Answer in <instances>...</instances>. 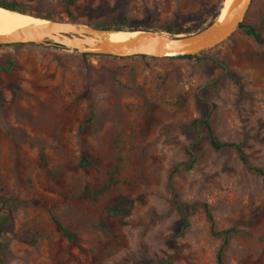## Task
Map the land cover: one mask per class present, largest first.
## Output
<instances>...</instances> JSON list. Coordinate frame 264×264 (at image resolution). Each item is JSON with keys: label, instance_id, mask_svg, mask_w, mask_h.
Segmentation results:
<instances>
[{"label": "rangeland", "instance_id": "374dc122", "mask_svg": "<svg viewBox=\"0 0 264 264\" xmlns=\"http://www.w3.org/2000/svg\"><path fill=\"white\" fill-rule=\"evenodd\" d=\"M65 1L0 0L45 21L172 37L202 31L226 2ZM242 23L264 38V0ZM206 120L248 166L211 147ZM248 167L264 171V44L242 28L184 59L0 45L1 264H217L224 238L198 204L216 233L239 231L224 264H264V178ZM120 198L133 201L127 217L108 212Z\"/></svg>", "mask_w": 264, "mask_h": 264}, {"label": "water", "instance_id": "95a60500", "mask_svg": "<svg viewBox=\"0 0 264 264\" xmlns=\"http://www.w3.org/2000/svg\"><path fill=\"white\" fill-rule=\"evenodd\" d=\"M251 2L252 0H235L224 23L219 24L216 20L202 31L184 37H172L163 33H141L142 36L127 45L117 44L111 42L105 34L118 31H99L67 21L46 20L49 25L28 26L21 31L19 39L0 36V45L59 46L82 55L121 59L138 56L155 59L195 58L231 36L242 23Z\"/></svg>", "mask_w": 264, "mask_h": 264}, {"label": "trees", "instance_id": "16d2710c", "mask_svg": "<svg viewBox=\"0 0 264 264\" xmlns=\"http://www.w3.org/2000/svg\"><path fill=\"white\" fill-rule=\"evenodd\" d=\"M69 1L70 0H66L65 1L67 6L69 4ZM0 8H3L5 10H11V11H14V12L25 13V12L17 9V7H15L14 5L3 3V2H0ZM239 28L244 29L245 30V34L247 36L251 37L256 43L264 44L263 36L252 25H246V24L241 23L239 25ZM115 31H123V30L122 29H116ZM164 31L166 33H169V34H172V35L179 34L177 31H175L171 27L164 29ZM54 47L55 48H62V47H59V46H54ZM11 66H12V64H11ZM204 124H205V126H206V128L208 130L209 143H210V145H211V147L213 149H215V150L234 149V150H236L238 152L242 163L245 166H248L246 157H245L244 152H243V150H242L240 145H237V144H234V143H220V142H218L217 139L212 134V130L210 128V123L208 122V120H206L204 122ZM90 166H91L90 157L86 154V152H82L81 153L80 162H79V167L83 168V169H87ZM178 169H179V167L177 166L174 169V172H177ZM248 169L253 171V172H255V173H257V174H259L260 176H262L264 178V171L263 170H261L259 168H251V167H248ZM105 190H106V188L102 189V190H98L92 196L93 197H97V196L103 194L105 192ZM7 202H9V201L5 202V206H8L7 207L8 213L11 214V211H10L9 207H11L12 205L7 204ZM132 205H133V201L131 199H129V198H120V199L114 201V203L108 208V212L110 213V215L127 217L131 213ZM197 206H200L201 208H203V210L205 212V216H206L208 222L211 224V232H212V234L213 235H220V236H222L224 238V244L220 248V250H219V252L217 254V257H216L217 264H224V262H223V251H224V247L227 245V240H228V238L231 235L237 234L239 231L236 228L233 227V228L224 230V231H222L220 233H216L215 230H214L213 218H212V215L210 213V209H209L208 205L207 204H198ZM182 218L184 220V227L187 228L189 226V222L187 220V216L183 215ZM54 223H55V226H56L58 231H60L63 234H65L67 237L69 236L68 230L64 229L62 227V225L57 221V219L54 220ZM4 227H5L4 218L1 217V219H0V238L2 237L1 235L5 231ZM104 230H106V229H104ZM24 238L25 239H23V240L26 241L27 243H30V244L35 243V239H33V238H30V239H28L26 237H24ZM0 247H1V243H0ZM143 264H155V263H143Z\"/></svg>", "mask_w": 264, "mask_h": 264}, {"label": "bare ground", "instance_id": "6f19581e", "mask_svg": "<svg viewBox=\"0 0 264 264\" xmlns=\"http://www.w3.org/2000/svg\"><path fill=\"white\" fill-rule=\"evenodd\" d=\"M235 0H226L224 11L218 15L217 21L219 24L224 23L227 19L231 6ZM31 25H49L48 21L32 18L28 15L19 12L5 10L0 8V36L19 39L21 31ZM110 41L117 44H129L134 39L142 36L139 32L118 31L105 34Z\"/></svg>", "mask_w": 264, "mask_h": 264}]
</instances>
